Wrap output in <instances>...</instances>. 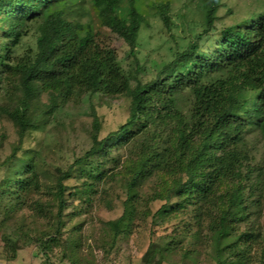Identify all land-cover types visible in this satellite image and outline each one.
I'll list each match as a JSON object with an SVG mask.
<instances>
[{"label":"trees","instance_id":"16d2710c","mask_svg":"<svg viewBox=\"0 0 264 264\" xmlns=\"http://www.w3.org/2000/svg\"><path fill=\"white\" fill-rule=\"evenodd\" d=\"M197 3L205 30L186 49L176 51L154 80L143 83L135 76L132 87L117 51L103 41V32L124 40L136 57L139 34L146 24L143 0H0V32L10 40L0 46V61L13 58L14 49L33 25L38 33L34 54L17 65L23 96L0 106L1 115L16 125L20 138L2 162L8 166L0 182L4 220L25 207L45 213L44 205L29 202L30 194L42 188L36 157L24 154L13 165L24 137L45 130L61 103L83 94L129 95L127 121L105 138L92 133L90 150L65 172L58 171L53 198L45 204L54 209L56 233L66 223L71 203L92 202L96 194L103 197L106 190L100 187L111 185L105 179L112 178L127 196L123 216L104 223L105 236L115 246L133 226L140 189L156 182L150 199H162L165 204L153 215L155 223L194 209V219L202 228L208 222L219 257L227 251L237 253L238 261L229 264H250L244 251L258 238L253 228L240 233L237 222L246 221L250 198L260 193L252 201L257 206H262L264 198V166L252 164L255 157L245 136L258 131L264 139V10L217 27L218 12L225 6L222 0ZM85 6L93 7L98 18L95 14L83 21L95 13ZM152 7V17L171 29V2ZM186 94V105L180 104ZM44 97L48 103L42 102ZM123 151L129 155L121 162ZM91 160H96V169L87 168ZM108 162L122 169H112L110 177L104 169ZM76 166L89 180L72 188L67 181L77 172ZM78 210L75 205L70 214ZM161 240L151 243L146 264H153L157 257L160 263L172 251L171 241L162 244Z\"/></svg>","mask_w":264,"mask_h":264},{"label":"rangeland","instance_id":"374dc122","mask_svg":"<svg viewBox=\"0 0 264 264\" xmlns=\"http://www.w3.org/2000/svg\"><path fill=\"white\" fill-rule=\"evenodd\" d=\"M166 1L171 2V29L166 28L160 19L152 17V5L157 2L164 4ZM197 1L143 0L146 24L139 34L136 57L131 55L130 47L124 40L116 35L107 37L109 33H106V30L103 32V41L117 51L123 69L131 77L132 87L136 85L135 76L143 83L154 80L163 64L174 58L176 51L186 49L188 44L195 40L196 35L205 30ZM222 3L225 6L218 12L217 27L234 23V19L241 22L254 11L264 10V0H222ZM84 9L95 11L90 6H85ZM229 11L234 14L228 16L226 13ZM95 14L97 16L96 11L90 12L83 21H89L88 18ZM98 21L95 19L94 23L99 29ZM35 27L37 26L33 25L29 34L22 38L10 61H0V72H4L0 80V106L23 96L19 82L20 69L17 65L22 58L34 54L36 50L38 33ZM8 43L10 40L0 32V46ZM2 58L4 60V54ZM187 95L183 99L180 98V104L186 105L189 96ZM42 102L48 103L47 97H44ZM130 111L129 95L108 97L103 93H87L65 104L61 103L53 121L45 130L33 131L24 137L13 165L15 166L24 154L31 153L36 157L42 188L40 193L30 194L29 202L34 203L33 206L35 203L44 205L45 213L40 214L35 209L25 207L19 212H13L12 214H16L7 221L4 220L5 207L0 205V264H146L145 258L151 243L159 241L160 238L162 244L171 241L172 251L164 256L160 263L157 262L160 259L157 257L153 264H220V260L223 264H229L238 261L239 254H231L228 251L219 257L212 234L207 228L208 222L202 228L198 220L194 219V209L179 216L172 213L155 223L153 215L165 204L162 199H150L156 189L153 183L156 182L146 183L140 189V201L138 204L135 202L136 217L132 222L133 226L126 235L119 237L115 246L111 247L110 240L105 236L104 223L123 216V203L127 196L122 186L114 183L115 179L112 181V178L105 179L111 185L103 184L100 187L101 191L106 190L103 197L96 194L92 202L81 203L75 200L76 204L71 203V208L67 210L69 215L65 219L66 223L61 232L56 233L54 209L45 204L53 198L52 191L58 171L65 172L90 150L92 133H97L100 139L105 138L127 121ZM245 136L250 154L255 157L252 164L264 166V139L261 134L258 131H250ZM19 140L16 125L0 112V182L8 170V166L2 165V162L12 153ZM128 155L123 151L121 162L125 161ZM88 165L89 170L98 167L96 160H91ZM114 168L116 172L122 169L114 162H108L104 166L110 177L115 172L112 170ZM75 169L77 172L67 181L72 188L79 187L89 180L87 174L80 175L79 166ZM258 196L260 193L248 202L246 221L237 222L240 233L253 228L257 235L255 237L258 238V241L252 243L249 251H244V255L250 257V264H264V198L262 206L252 204ZM75 205L78 206V213L70 214ZM147 210L150 211L146 213ZM199 231H202V234L198 240Z\"/></svg>","mask_w":264,"mask_h":264}]
</instances>
